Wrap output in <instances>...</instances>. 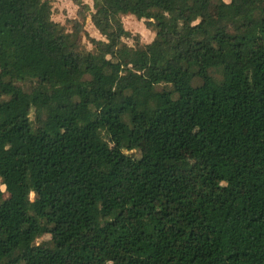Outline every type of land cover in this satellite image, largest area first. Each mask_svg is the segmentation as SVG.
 <instances>
[{
  "label": "trees",
  "instance_id": "16d2710c",
  "mask_svg": "<svg viewBox=\"0 0 264 264\" xmlns=\"http://www.w3.org/2000/svg\"><path fill=\"white\" fill-rule=\"evenodd\" d=\"M92 1L0 0V264H264V0Z\"/></svg>",
  "mask_w": 264,
  "mask_h": 264
},
{
  "label": "rangeland",
  "instance_id": "374dc122",
  "mask_svg": "<svg viewBox=\"0 0 264 264\" xmlns=\"http://www.w3.org/2000/svg\"><path fill=\"white\" fill-rule=\"evenodd\" d=\"M82 4H86L89 6V10L80 9V6L75 2V0H51L53 5V13H52V21L59 23L60 25L65 26L68 30H71L72 21H83L82 27L83 31L80 34L79 41L84 50L86 51V61L90 62L92 60L91 56V49L92 45L88 39V37L94 39H100L105 42H109L113 45L118 43V40L113 37H104L100 34L99 27L96 22L91 18L92 13L94 12L93 9V1L92 0H80ZM214 12V10H212ZM117 23H121L125 30L129 31L133 36L129 39H121L122 42L126 43L127 45L134 46L137 44H144L149 43L156 34L155 30H149L145 27L142 20L136 19L133 15H126L119 17L116 20ZM261 29L264 28V25L260 26ZM80 85V84H79ZM146 87H149L150 84L148 82L145 83ZM149 146V142L147 140H143L139 147L133 151L135 156H140ZM185 157L192 161V154L190 148H185L183 150ZM13 176L15 178L18 177L17 173H14ZM4 197H10L12 201L17 204L21 205L25 201L29 200H36L37 196L35 193L32 192H18L12 195L4 194ZM31 238L35 243H39L43 240H46V236H40L37 231H34L31 235Z\"/></svg>",
  "mask_w": 264,
  "mask_h": 264
},
{
  "label": "bare ground",
  "instance_id": "6f19581e",
  "mask_svg": "<svg viewBox=\"0 0 264 264\" xmlns=\"http://www.w3.org/2000/svg\"><path fill=\"white\" fill-rule=\"evenodd\" d=\"M186 148H188V147H186ZM189 149V148H188Z\"/></svg>",
  "mask_w": 264,
  "mask_h": 264
}]
</instances>
